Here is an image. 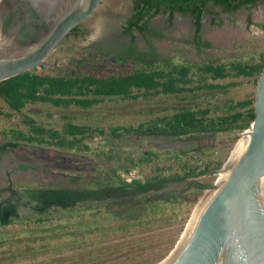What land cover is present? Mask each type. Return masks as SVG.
I'll return each instance as SVG.
<instances>
[{"label":"trees","instance_id":"16d2710c","mask_svg":"<svg viewBox=\"0 0 264 264\" xmlns=\"http://www.w3.org/2000/svg\"><path fill=\"white\" fill-rule=\"evenodd\" d=\"M259 1L131 0V15L125 20L124 31L143 34L148 31V21L159 14L167 15L168 22H172L175 14L188 13L198 34L208 3L234 12L247 5L255 6ZM248 22L252 23L250 19ZM254 25L264 30V23ZM115 63L124 71L100 74L61 71L58 75L24 72L1 81L0 99L11 112L21 116L25 129L0 130V136L6 140L0 145V155L20 143L83 153L91 150L89 144L96 139H104L110 151H115L119 141L132 135L180 138L198 133L233 134L248 129L255 119L254 94L238 101L229 99L214 109L199 108L197 104L164 106L147 112L146 115L153 117L137 126L107 129L77 124L65 115L61 116L64 123L58 129L23 114L27 106L35 105L85 110L105 102L146 101L156 107L154 101L169 96H182L179 100L186 101L190 95L196 98L201 91L221 90L227 95L229 88L240 82L221 85L217 81L242 79L257 85L264 67V54L243 61L176 63L172 59H160L151 46L141 51L131 44L115 54ZM169 110L173 112L167 113ZM0 115L12 116L1 110ZM179 154L186 155L187 151L181 150ZM152 157L154 154L149 153L138 163L129 159L125 167L130 168L124 171L148 166ZM228 162L229 158L222 170ZM221 165L222 161L193 166L184 163L179 173L172 172V165L155 166L148 176L131 182H125L111 169L104 176H90L77 184L0 190V264H156L173 250L177 239L172 240L173 246L164 254L159 244L152 243L162 236L159 229L153 236L148 237L147 233L161 224L170 225L191 217L193 213L203 214L223 181L218 176L219 188L210 191L203 200L200 199L202 191L214 185L197 183L189 191H161L169 184L187 179L193 185L196 178L218 171ZM154 185L156 188L152 191ZM4 191L8 192L6 196L1 195ZM196 204L199 205L191 211ZM21 208L27 212L22 214ZM148 250L150 253H145Z\"/></svg>","mask_w":264,"mask_h":264},{"label":"rangeland","instance_id":"374dc122","mask_svg":"<svg viewBox=\"0 0 264 264\" xmlns=\"http://www.w3.org/2000/svg\"><path fill=\"white\" fill-rule=\"evenodd\" d=\"M131 10V0H101L94 14L84 24L91 31V34L84 39L68 42L71 44L69 48L67 44H63L60 47L61 50L48 57L45 63H57V68L60 71L65 68L67 70L74 69L75 73L73 74L81 70L96 74L113 71L122 72L124 69L115 63V54L125 50L131 43L140 50L151 46L157 51L160 59H172L176 63H201L215 60L219 62L243 61L251 56L257 57L260 53L264 54V30L254 25L257 22L264 23V3L255 7H242L234 12H226L217 4H208L198 34L195 32L193 18L190 14L177 13L172 22H168L167 15L159 14L148 21L146 33L135 32L134 38L122 31L124 21L129 17ZM249 19L252 23L248 22ZM69 64L76 67L73 68ZM127 66L132 67V64ZM48 74L58 75L60 72L50 70ZM230 81L240 82V84L229 88L227 95L221 90L201 91L196 98L194 95H190L186 101L179 100L182 96L178 98L169 96L159 102L154 101L156 107L146 101H113L85 110L75 107L64 110L47 105H35L27 106L22 112L40 123L49 124L58 129L64 123V119L61 117L63 115L70 117L77 124L103 128H106L107 125L136 124L153 117L149 114L146 115L147 112L157 111L164 106L170 108L184 104H197L199 108L210 107L214 109L215 105H223L229 99L238 101L252 94L255 95L257 85L252 80L228 79L217 81V83L225 85ZM0 110L12 115L10 118L0 115V130L25 129L21 124V116L11 112L1 99ZM171 112L173 110H169L167 113ZM239 133L242 134L244 131L215 135L198 133L192 137L180 138L132 135L119 141L118 149L115 151H110L104 139H96L89 144L91 150L83 153L61 151L56 148L38 146V144L20 143L17 147L8 148L6 152L0 155V190L8 187L25 189L44 185L77 184L81 180L89 179L90 176L95 177L98 174L104 176L111 169H115L116 173L120 174L130 168L125 167L127 160L132 159L138 163L149 153L154 154V157L148 166L133 167L138 171L139 178L148 176L151 173V168L155 166L172 165V172L179 173L181 171L180 166L184 163L193 166L208 161H222V168L228 158L230 162L234 156L231 161L232 167L237 151H234L235 153H231V151L241 137ZM5 142L6 140L0 136V145ZM181 150L187 151V154L180 155ZM177 154L179 156L175 158ZM228 164L220 172L218 171L221 168L216 172L196 178L193 185L188 184L191 179H187L181 183L169 184L161 192L189 191L197 183L200 185L212 184L215 187L218 176L222 177V181L225 179L227 182L231 168L227 169ZM210 191L211 189L202 191L200 199L203 200ZM7 193L4 191L1 195L6 196ZM197 205L199 204H196L191 211H194ZM20 212L23 214L27 210L21 208ZM202 215L193 213L191 217L178 222H171L170 225L161 224L160 228L157 227V229L147 233L148 237L153 236V233L159 229L162 236L158 241L153 240L152 243L159 244L158 248L164 254L170 251V246H173L172 240L177 239L173 250L162 260L157 261L156 264L164 261L173 252H179L186 243L185 251L190 247L193 232H195ZM148 252L150 253V250L145 253Z\"/></svg>","mask_w":264,"mask_h":264},{"label":"water","instance_id":"95a60500","mask_svg":"<svg viewBox=\"0 0 264 264\" xmlns=\"http://www.w3.org/2000/svg\"><path fill=\"white\" fill-rule=\"evenodd\" d=\"M100 1L72 0L46 38L21 52H6L0 47V82L41 66L64 36L96 11ZM256 87L255 119L244 130H253L252 142L246 145L230 179L204 211L184 258L171 260L176 258V251L158 264H264V241L223 249L239 223L251 227L246 219L247 204L264 178V67ZM244 133H239L241 137L231 153ZM218 188L216 184L211 191Z\"/></svg>","mask_w":264,"mask_h":264},{"label":"flooded vegetation","instance_id":"af4514ba","mask_svg":"<svg viewBox=\"0 0 264 264\" xmlns=\"http://www.w3.org/2000/svg\"><path fill=\"white\" fill-rule=\"evenodd\" d=\"M71 2L72 0H1L0 1V47L6 52H21L22 49L29 48L31 46L40 43L42 40L46 38L47 34L54 28L55 23L56 21L59 20L60 15H62L64 12L67 11V8L71 4ZM261 3H264V0L259 1L255 6L260 5ZM208 4H213V3H208ZM255 6L247 5L245 7H255ZM89 18L77 24L73 29H71V31L68 34H66L64 38L60 41V43L56 46V48L51 53H49L50 55L48 57L54 55V53H56L57 51H60L61 50L60 47L63 44H67L69 48L71 44H69L68 42L84 39L88 35H90L91 31L84 25L85 22L89 20ZM122 31L124 34H128L124 31V24L122 27ZM134 33L135 32L128 35H130L131 38H134L133 37ZM131 44H129V46ZM145 50H149V46L147 49L141 51H145ZM45 60L43 61L41 66L33 67L29 69L27 72H31L34 74H42V73L48 74L50 70L51 71L53 70L54 72L61 73L60 69L58 70L57 68V63H45ZM215 61H205L201 63L215 62ZM194 63L201 64L200 62H194ZM69 65L73 68L76 67L75 65H71V64ZM63 71L64 72L71 71L70 73L72 74L75 73L74 69L71 70V68L70 70H67L65 68ZM49 75H54V74H49ZM125 102H131V101H125ZM139 123L140 122L136 124L117 125L114 127H127L131 125L137 126ZM108 127H111V125H107L105 129H107ZM155 188L156 187L154 185L152 191Z\"/></svg>","mask_w":264,"mask_h":264},{"label":"bare ground","instance_id":"6f19581e","mask_svg":"<svg viewBox=\"0 0 264 264\" xmlns=\"http://www.w3.org/2000/svg\"><path fill=\"white\" fill-rule=\"evenodd\" d=\"M253 138V130H248L244 133L243 138L240 141L239 149L238 145L235 150L236 157L233 162V165L231 167V161L234 158L232 157L231 161L228 164L229 170V177L227 179H230L237 163L239 162V157L242 155L243 151L246 149V145H249L252 142ZM234 152V153H235ZM234 155V154H233ZM225 179H223V185L227 183ZM221 188L219 189V191ZM218 191V193H219ZM217 193V194H218ZM247 217L246 219L250 223L251 227H248V225L242 226L241 223L238 224V227L236 226L229 234L228 239H226V243L224 245V248H230V247H236L251 243H257L264 241V178L260 181L257 190L253 193V196L250 199L249 204H247ZM246 226V227H245ZM252 228V229H251ZM187 244V243H186ZM186 244L181 248L179 252L175 255V259H171L173 261L184 258L189 248L185 251ZM174 256V257H175Z\"/></svg>","mask_w":264,"mask_h":264},{"label":"built area","instance_id":"2783aa9c","mask_svg":"<svg viewBox=\"0 0 264 264\" xmlns=\"http://www.w3.org/2000/svg\"><path fill=\"white\" fill-rule=\"evenodd\" d=\"M138 171L136 169H130L127 170L126 172L123 171L119 175L124 180L125 182H131L133 179L139 178L137 173Z\"/></svg>","mask_w":264,"mask_h":264}]
</instances>
